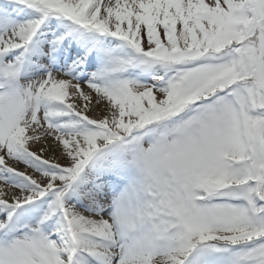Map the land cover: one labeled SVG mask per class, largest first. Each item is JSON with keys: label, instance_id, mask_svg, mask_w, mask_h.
Instances as JSON below:
<instances>
[{"label": "snow or ice", "instance_id": "obj_1", "mask_svg": "<svg viewBox=\"0 0 264 264\" xmlns=\"http://www.w3.org/2000/svg\"><path fill=\"white\" fill-rule=\"evenodd\" d=\"M0 264H264V0H0Z\"/></svg>", "mask_w": 264, "mask_h": 264}]
</instances>
